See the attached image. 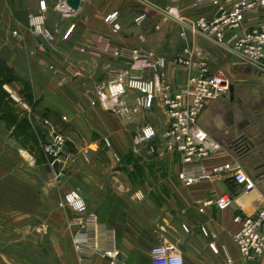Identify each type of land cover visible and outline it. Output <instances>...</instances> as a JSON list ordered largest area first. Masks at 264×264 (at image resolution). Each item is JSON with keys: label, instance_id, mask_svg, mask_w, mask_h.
Listing matches in <instances>:
<instances>
[{"label": "crops", "instance_id": "1", "mask_svg": "<svg viewBox=\"0 0 264 264\" xmlns=\"http://www.w3.org/2000/svg\"><path fill=\"white\" fill-rule=\"evenodd\" d=\"M40 1L0 0V59L22 76L26 73L21 66L35 76L30 83L37 112L33 117L47 128L43 124L50 119L41 118V112L60 115L66 125L64 132L74 144L65 148L62 162L52 166L41 146L48 140V133L43 142V138L28 140L34 126L22 113H28V106L33 105L12 98L7 103L11 116L0 111V264H109L106 256L93 254L87 258L76 250L75 236L85 233L95 238L99 250L117 249L121 264H151V247L168 241V234L183 264H264V255L243 260L232 237L238 227L234 214L253 215L264 205V130L256 122L264 109L260 106L264 102V79L258 69L245 66L203 34L193 38L187 35L203 48L212 68H220L229 76L233 87L232 92L209 102L199 117V126L222 149L198 163L211 170L238 157L255 181L256 188L251 192L241 191L240 184L225 176L191 186L181 183L177 177L183 166L181 155L166 151L159 139L168 126L160 99L150 110L117 116L91 106L81 86L84 75L93 73L98 82L110 67L127 66V60L100 50L98 39L115 46L145 47L164 56L169 81L180 85L186 71L173 62V56L186 41L179 36L177 17H209L213 8H198L193 0H138V4L130 0H79L77 9L67 5L66 11H61L57 4L66 0H43L42 11ZM168 7H173V13H166ZM112 11H118L117 32L105 21ZM39 13H43L45 25L54 35L51 43L27 30L29 15ZM141 14L145 17L135 22ZM262 21L264 12L246 17L243 25L249 28ZM41 42L46 51H42ZM209 45L215 48L211 50ZM83 48L87 52H82ZM68 73L77 75L80 82H55ZM135 74L150 76L149 71ZM3 86L14 92L21 87L18 82ZM128 101L133 105V94ZM146 123L158 132L150 142L156 149L153 153L148 148L150 143L134 144V136ZM104 137L111 140V149L105 147ZM113 152L120 156V162L114 160ZM96 154L112 161L103 168L93 159ZM104 171L110 177L111 186L107 188L96 179L97 173ZM76 174L85 184L81 189L87 202L85 214L59 205L63 194L74 188ZM136 179L142 188L140 201L152 204L157 214L149 209L136 216ZM222 193L234 197L228 209L212 206L204 212L197 210L202 200ZM120 203L127 205L122 207L126 214L120 213ZM89 215L95 219L87 221ZM200 226L217 237L204 236Z\"/></svg>", "mask_w": 264, "mask_h": 264}, {"label": "built area", "instance_id": "2", "mask_svg": "<svg viewBox=\"0 0 264 264\" xmlns=\"http://www.w3.org/2000/svg\"><path fill=\"white\" fill-rule=\"evenodd\" d=\"M151 2V0H141ZM178 1V0H174ZM194 6L203 8L211 6L213 12L209 17L185 18L178 16L181 25L179 36L185 44L173 56V62L184 68L186 77L183 83L174 86L167 76V60L164 56L140 46H115L108 40L98 39L100 50L116 58L127 60V66L110 67L106 77L97 82L92 93H87L92 106H99L117 116H129L140 110H150L160 99L168 126L159 135L166 151L178 152L181 155L182 168L177 177L185 186H191L201 180H212L221 176L230 177L241 185V191L255 190L254 179L249 176L238 157L214 166L207 170L198 163L204 157L222 149L221 144L203 130L198 123L199 117L208 103L218 100L230 92L231 80L220 68H212L203 48L187 35L203 34L223 50L235 56L238 60L258 69L264 77V21L244 28L246 17L264 12V0H193ZM61 11H66L67 4L62 1L57 5ZM40 8L45 9L44 1H40ZM167 14L173 13V7H168ZM145 17L141 14L135 18L139 23ZM118 11L110 12L105 21L112 24V30L117 32ZM30 31L41 36L48 42L54 40V35L44 23L43 13L30 15L28 18ZM70 27L65 36L68 35ZM17 34V31H14ZM189 38V39H188ZM87 52L86 49H81ZM98 54V52H97ZM138 71H149L150 76L136 75ZM133 94V105L128 99ZM11 97L18 100L12 93ZM19 101V100H18ZM45 123H49L45 121ZM158 137L156 128L146 123L140 127L134 136V144L150 143ZM67 138L64 133L50 129L49 138L42 144L43 150L50 157V165L62 162V155L66 148ZM106 148L111 149V140L103 138ZM149 151L155 152V146L150 143ZM116 162L121 158L113 152ZM234 201L233 195L222 193L216 197H209L198 205L197 210L204 212L209 207L220 210L228 209ZM61 207H68L77 214H85L87 202L85 196L75 188L66 191L59 201ZM95 216L89 215L87 221H93ZM233 221L238 225L233 233V241L243 260H251L264 255V205L253 215L235 213ZM187 230V227L183 225ZM204 236L215 239L217 235L200 226ZM74 245L78 252L86 257L100 254L110 259L109 264H121L118 261L119 251L115 248L101 251L95 238L78 234L74 238ZM151 264H183L182 256L176 245L166 241L150 249Z\"/></svg>", "mask_w": 264, "mask_h": 264}, {"label": "rangeland", "instance_id": "3", "mask_svg": "<svg viewBox=\"0 0 264 264\" xmlns=\"http://www.w3.org/2000/svg\"><path fill=\"white\" fill-rule=\"evenodd\" d=\"M130 2H132L134 4L140 3V2H138V0H130ZM33 15H35V14H33ZM44 23H45V20H44ZM27 30L32 35H34L30 31V28H29L28 25H27ZM34 36H36V35H34ZM38 37H41V36H38ZM46 42L47 43H51L52 41L51 42L46 41ZM40 45H41L42 51H46V45L44 43H42V42L40 43ZM209 47H210L211 50H213V48H215L212 45H209ZM206 57H207V54H206ZM207 59H208V57H207ZM244 65L247 66L246 64H244ZM21 67H22V70L24 71V73H26V74H23V76L20 75L19 73H17L16 71H14L10 67H8L10 70H8L6 72V75H8V78L11 80L10 83L8 82L7 84H12L14 82H18L21 85L19 92L18 91L14 92L13 90H9V89H7L8 90L7 91V90H5L4 86H3V89L9 94L10 99H12V97L10 95V93H12L16 98H18V100L25 101L29 105H31L32 104V100H33V92H32V90L30 88V83L32 82L33 79H35V76L32 75V74H30L28 72L29 70L26 69L25 66H21ZM261 77L264 79L263 76H261ZM97 80H98L97 75H95L93 73L92 74H87V75H84L83 76V82H82V85L81 86H82V89L84 90V94L83 95H84L86 101H89L87 93L88 92L91 93L93 91L94 86L97 83ZM67 81L70 82V83H72L74 81L80 82V80H78L77 75H75V74L74 75H70L69 73H68V75H64V76H61V77L59 76L58 78L55 79V82L56 83L57 82L65 83ZM261 105H264V102L262 104H260V106ZM2 110H3V108H2V106H0V111H2ZM30 110H31V112H30ZM35 111H36V107L33 105V106H28V113H22V115L27 114L30 117V120L32 122L31 125L34 126V129H33L32 133L29 135L28 140L35 141L33 139H36L37 138V140H38V138L39 139L40 138L41 139L43 138L42 139V142H43L44 140H46V138L44 137L46 133H48V138H49V132H50V129L51 128H54L55 130L64 133V135L66 136V134H65L66 132H64L65 130L63 129L64 127H66V125H65L64 120L62 119V117L60 115L55 114V113H52L50 111L45 113L42 110H41L42 112L40 110H37V111L41 112V118L48 117L50 119V120H48L49 123H45V121H44V124L43 125H46L47 128H45V127L42 128L41 125L39 123H37L36 120H35V118L33 117V115H35L37 113ZM38 115H40V113ZM256 122H257L258 126L260 127V129H263L264 130V109L261 111L260 116L256 119ZM66 138H67L66 147H69L70 145H73L74 144V142H72L71 140H69V138L67 136H66ZM92 157H93L94 160H96V161L98 160V162L103 165L102 166L103 168L104 167H107V165L110 164V161H112V160L109 161L108 158L104 157L101 154H96V155H93ZM113 163H114V161H113ZM96 179L101 183L102 186H104V188H107V187H110L111 186L110 183H109L110 177L108 176V172H106V171L102 172L100 175H99V173H97ZM75 180H76V183H75L74 188L75 189H78L82 193L81 189H83V186L85 185L84 182H82L80 180L78 174H76ZM138 180L137 179L135 180V185H134V191H135V195H136V202L134 204V212H135L136 216H138V217L141 216V215H138L140 212L145 211V210L146 211H149V209H150V211L152 213L157 214L158 213V210L154 209L152 207V204L149 205L147 203H143V202L140 201V200H142V196L139 193H140V190H142V188L139 185V181ZM120 193L121 194H125V191L124 192H120ZM126 206L127 205L125 203H120L119 204L120 213L126 214V212L123 211V209H122V207H124V209H125ZM129 207H130V204H129ZM179 226L181 227V224H179ZM168 241H170V242L173 241V237L170 236L169 234H168Z\"/></svg>", "mask_w": 264, "mask_h": 264}, {"label": "trees", "instance_id": "4", "mask_svg": "<svg viewBox=\"0 0 264 264\" xmlns=\"http://www.w3.org/2000/svg\"><path fill=\"white\" fill-rule=\"evenodd\" d=\"M3 70V71H2ZM10 70L6 64L0 59V106L3 108V112L6 116H11L8 112V100H10L9 94L3 89L4 83H10V79L8 78V75H6V72ZM4 72V73H3Z\"/></svg>", "mask_w": 264, "mask_h": 264}, {"label": "water", "instance_id": "5", "mask_svg": "<svg viewBox=\"0 0 264 264\" xmlns=\"http://www.w3.org/2000/svg\"><path fill=\"white\" fill-rule=\"evenodd\" d=\"M66 4H67L68 6H70L72 10H75V9H77V7H78L79 0H66ZM232 89H233V87H232V85H231V86H230V92H232ZM231 98H232V96H231Z\"/></svg>", "mask_w": 264, "mask_h": 264}]
</instances>
